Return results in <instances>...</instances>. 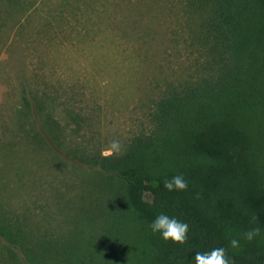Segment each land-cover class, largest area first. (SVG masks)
Here are the masks:
<instances>
[{
  "label": "rangeland",
  "instance_id": "1",
  "mask_svg": "<svg viewBox=\"0 0 264 264\" xmlns=\"http://www.w3.org/2000/svg\"><path fill=\"white\" fill-rule=\"evenodd\" d=\"M212 15L198 0L0 2V221L25 248L102 251L112 193L95 168L34 137L17 114L23 95L43 101L68 150L105 155L113 139L123 149L150 132L171 86L205 73ZM232 184L222 186L230 195ZM23 262L0 235V264Z\"/></svg>",
  "mask_w": 264,
  "mask_h": 264
},
{
  "label": "trees",
  "instance_id": "2",
  "mask_svg": "<svg viewBox=\"0 0 264 264\" xmlns=\"http://www.w3.org/2000/svg\"><path fill=\"white\" fill-rule=\"evenodd\" d=\"M198 1L212 8L216 56L205 62L201 78L171 86L155 102L150 132L120 153L68 150L43 101L32 91L23 95L17 114L34 137L95 168L112 196L103 218L105 245L94 255L75 248L58 255L30 250L0 221V235L24 251L21 264H177L181 258L190 264L195 252L218 246L226 247L233 264H264V0ZM178 172L188 187L164 189L163 178ZM227 180L232 195L222 188ZM161 211L187 221L184 244L164 241L147 228ZM255 223L262 226L258 237L242 240L238 249L228 246L227 234Z\"/></svg>",
  "mask_w": 264,
  "mask_h": 264
},
{
  "label": "clouds",
  "instance_id": "3",
  "mask_svg": "<svg viewBox=\"0 0 264 264\" xmlns=\"http://www.w3.org/2000/svg\"><path fill=\"white\" fill-rule=\"evenodd\" d=\"M122 145L119 140L110 141L108 148L104 150L105 155H111L113 152L120 153ZM162 186L169 192L173 190H184L188 187V181L183 173H175L170 177L163 178ZM147 228L153 234H159L164 241L184 244L188 239L189 224L185 220L177 218L175 215H169L163 211L158 212L155 217L147 224ZM262 226L255 223L253 226L244 229L240 233L227 234L228 246L231 249L241 247L243 241H252L261 234ZM177 264H184L183 258L177 261ZM190 264H233V259L228 255L225 246L211 247L204 251H197L192 256Z\"/></svg>",
  "mask_w": 264,
  "mask_h": 264
}]
</instances>
